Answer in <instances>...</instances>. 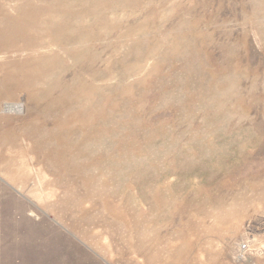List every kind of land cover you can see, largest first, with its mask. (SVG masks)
<instances>
[{"label":"rangeland","instance_id":"obj_1","mask_svg":"<svg viewBox=\"0 0 264 264\" xmlns=\"http://www.w3.org/2000/svg\"><path fill=\"white\" fill-rule=\"evenodd\" d=\"M0 35V264H264V0H0Z\"/></svg>","mask_w":264,"mask_h":264},{"label":"bare ground","instance_id":"obj_2","mask_svg":"<svg viewBox=\"0 0 264 264\" xmlns=\"http://www.w3.org/2000/svg\"><path fill=\"white\" fill-rule=\"evenodd\" d=\"M5 16V15H4ZM7 18V17H6ZM10 21V20H9ZM11 23V22H10ZM5 33V32H4ZM1 36V35H0ZM3 36V35H2ZM16 39V38H15ZM15 43V42H14ZM2 44V43H1ZM6 44H7V42H6ZM17 45V44H16ZM9 51H10V49H9ZM21 104H11V105H8V110H10V111H15V112H17V113H20L21 112Z\"/></svg>","mask_w":264,"mask_h":264}]
</instances>
